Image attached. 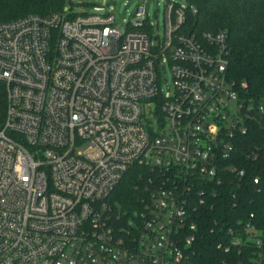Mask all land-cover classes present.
<instances>
[{"label":"built area","instance_id":"1","mask_svg":"<svg viewBox=\"0 0 264 264\" xmlns=\"http://www.w3.org/2000/svg\"><path fill=\"white\" fill-rule=\"evenodd\" d=\"M148 2L122 24L103 7L0 22V264H196L194 215L245 175L227 162L254 106L228 77L227 31H188L196 10L171 2L155 33ZM134 167L140 208L115 212ZM226 237L223 264H264L261 230L240 221Z\"/></svg>","mask_w":264,"mask_h":264},{"label":"trees","instance_id":"2","mask_svg":"<svg viewBox=\"0 0 264 264\" xmlns=\"http://www.w3.org/2000/svg\"><path fill=\"white\" fill-rule=\"evenodd\" d=\"M67 0H0V22L16 20L31 14L48 16L64 11ZM188 31L225 30L230 46L228 77L246 82L242 98L254 106L245 121L246 133L233 139V152L227 162L245 175L234 174L213 186L216 195L206 194V204L194 215L198 222L197 239L193 245L196 264H223L228 259L219 243L226 241L229 229L239 222L250 224L264 233V0H186ZM7 106L6 86L0 80V126L4 123ZM134 167L123 177L110 196L115 212L132 215L140 208L144 174ZM255 179L258 180L255 183ZM210 190H208L209 192Z\"/></svg>","mask_w":264,"mask_h":264},{"label":"rangeland","instance_id":"3","mask_svg":"<svg viewBox=\"0 0 264 264\" xmlns=\"http://www.w3.org/2000/svg\"><path fill=\"white\" fill-rule=\"evenodd\" d=\"M140 0H67L64 11L74 13L93 14L96 7H103L105 13L114 14L119 24L126 23L132 19L133 14ZM174 2L180 5H186V0H149L147 10L149 14V23L155 26L154 32L159 30L161 33L165 24V9L167 4ZM158 27V29L156 28ZM162 78V88L168 92V86L173 84L172 65L169 61L165 62L163 68H160Z\"/></svg>","mask_w":264,"mask_h":264}]
</instances>
